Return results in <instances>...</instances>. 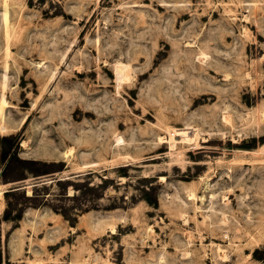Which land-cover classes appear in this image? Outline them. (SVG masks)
<instances>
[{
	"label": "rangeland",
	"instance_id": "374dc122",
	"mask_svg": "<svg viewBox=\"0 0 264 264\" xmlns=\"http://www.w3.org/2000/svg\"><path fill=\"white\" fill-rule=\"evenodd\" d=\"M0 264H264V0H0Z\"/></svg>",
	"mask_w": 264,
	"mask_h": 264
},
{
	"label": "bare ground",
	"instance_id": "6f19581e",
	"mask_svg": "<svg viewBox=\"0 0 264 264\" xmlns=\"http://www.w3.org/2000/svg\"><path fill=\"white\" fill-rule=\"evenodd\" d=\"M207 58V57H206ZM124 66V65H123ZM126 66V65H125ZM119 67V66H118ZM128 69V67H119L118 68V74L120 75V77H123L124 79H128V75L126 70Z\"/></svg>",
	"mask_w": 264,
	"mask_h": 264
}]
</instances>
